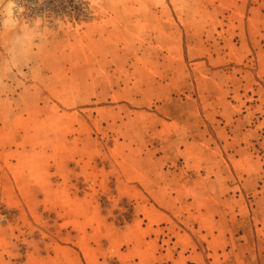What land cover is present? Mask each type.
<instances>
[{
  "label": "rangeland",
  "instance_id": "1",
  "mask_svg": "<svg viewBox=\"0 0 264 264\" xmlns=\"http://www.w3.org/2000/svg\"><path fill=\"white\" fill-rule=\"evenodd\" d=\"M7 4L0 264H264V0Z\"/></svg>",
  "mask_w": 264,
  "mask_h": 264
},
{
  "label": "crops",
  "instance_id": "2",
  "mask_svg": "<svg viewBox=\"0 0 264 264\" xmlns=\"http://www.w3.org/2000/svg\"><path fill=\"white\" fill-rule=\"evenodd\" d=\"M1 167H0V178H1ZM141 177V176H140ZM143 177V176H142ZM144 178V177H143ZM128 181V179H126ZM144 180V179H142ZM130 181V180H129ZM134 181H141L140 178H137V180ZM145 181V180H144ZM148 192V191H146ZM149 193V192H148ZM148 216H145L147 219V222L145 223V226L143 228L144 231H150V233L147 234L148 237H145L144 239V245H147L145 247L144 251H147L148 256L138 254L136 255L137 261L135 260V264H165V262L170 261V264H206L204 257L199 254V252L196 251L192 246L190 248H185L182 247V245H178L177 249L175 251L177 252L176 255L173 254L172 256H167V252L165 253H159L157 248H155V242L157 243L159 240V233L160 231L158 230L159 224L162 222L167 221V216L159 211L156 210H150L149 207V212ZM203 231H207V227L202 228ZM154 230V231H153ZM228 231H226L224 234L218 231V234L216 235L217 239H222L224 236H226ZM187 234V233H186ZM185 235V234H184ZM208 235V233H207ZM187 237L191 238V235L187 234ZM182 239H186L185 236H181ZM242 238L240 237H235L233 239L234 243H237L238 245H245L246 241L242 243ZM188 240V238H187ZM148 249V250H147ZM261 255V252H256V250H253V256L252 252L249 251V257L255 258L257 256ZM246 257V256H245ZM210 263V262H209ZM167 264V263H166Z\"/></svg>",
  "mask_w": 264,
  "mask_h": 264
},
{
  "label": "built area",
  "instance_id": "3",
  "mask_svg": "<svg viewBox=\"0 0 264 264\" xmlns=\"http://www.w3.org/2000/svg\"><path fill=\"white\" fill-rule=\"evenodd\" d=\"M9 2V0H8ZM17 6L19 5H23L24 9L22 12H24L25 16H29L30 14H32L34 11L38 10V4H39V0H15ZM20 11H17L16 16L20 15Z\"/></svg>",
  "mask_w": 264,
  "mask_h": 264
},
{
  "label": "clouds",
  "instance_id": "4",
  "mask_svg": "<svg viewBox=\"0 0 264 264\" xmlns=\"http://www.w3.org/2000/svg\"><path fill=\"white\" fill-rule=\"evenodd\" d=\"M0 2H2V0H0ZM23 9L24 6L22 4L17 6L15 0H9L8 4L6 5L5 12L9 18L14 19L17 11L22 12Z\"/></svg>",
  "mask_w": 264,
  "mask_h": 264
}]
</instances>
